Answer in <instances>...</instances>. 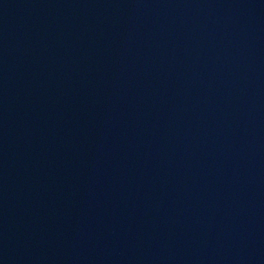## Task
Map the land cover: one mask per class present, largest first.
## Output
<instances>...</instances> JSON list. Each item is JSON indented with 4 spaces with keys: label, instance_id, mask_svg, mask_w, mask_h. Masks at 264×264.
Returning <instances> with one entry per match:
<instances>
[{
    "label": "water",
    "instance_id": "95a60500",
    "mask_svg": "<svg viewBox=\"0 0 264 264\" xmlns=\"http://www.w3.org/2000/svg\"><path fill=\"white\" fill-rule=\"evenodd\" d=\"M0 264H264V0H0Z\"/></svg>",
    "mask_w": 264,
    "mask_h": 264
}]
</instances>
